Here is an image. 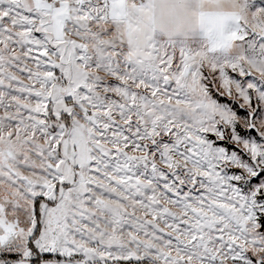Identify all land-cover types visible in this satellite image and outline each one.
I'll list each match as a JSON object with an SVG mask.
<instances>
[{
	"label": "snow or ice",
	"instance_id": "6c2138e0",
	"mask_svg": "<svg viewBox=\"0 0 264 264\" xmlns=\"http://www.w3.org/2000/svg\"><path fill=\"white\" fill-rule=\"evenodd\" d=\"M161 39L151 0H0V264H264V0Z\"/></svg>",
	"mask_w": 264,
	"mask_h": 264
},
{
	"label": "clouds",
	"instance_id": "9594fccd",
	"mask_svg": "<svg viewBox=\"0 0 264 264\" xmlns=\"http://www.w3.org/2000/svg\"><path fill=\"white\" fill-rule=\"evenodd\" d=\"M236 0H151L148 28L161 37L176 38L201 28L202 16L228 14Z\"/></svg>",
	"mask_w": 264,
	"mask_h": 264
},
{
	"label": "crops",
	"instance_id": "0c3cea01",
	"mask_svg": "<svg viewBox=\"0 0 264 264\" xmlns=\"http://www.w3.org/2000/svg\"><path fill=\"white\" fill-rule=\"evenodd\" d=\"M161 39H163L164 37H161ZM177 42H187V43H190V42H193L194 40H199V42L202 43V36H200L199 34V30H193L189 33H187L186 35L184 36H181V37H176L174 38Z\"/></svg>",
	"mask_w": 264,
	"mask_h": 264
},
{
	"label": "rangeland",
	"instance_id": "374dc122",
	"mask_svg": "<svg viewBox=\"0 0 264 264\" xmlns=\"http://www.w3.org/2000/svg\"><path fill=\"white\" fill-rule=\"evenodd\" d=\"M178 43H187V42H178ZM190 43H192V42H190ZM190 43H189V44H190Z\"/></svg>",
	"mask_w": 264,
	"mask_h": 264
}]
</instances>
